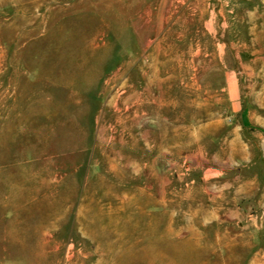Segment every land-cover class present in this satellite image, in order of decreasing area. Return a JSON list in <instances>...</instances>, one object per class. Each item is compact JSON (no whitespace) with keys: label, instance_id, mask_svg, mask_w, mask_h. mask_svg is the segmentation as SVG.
Masks as SVG:
<instances>
[{"label":"rangeland","instance_id":"rangeland-1","mask_svg":"<svg viewBox=\"0 0 264 264\" xmlns=\"http://www.w3.org/2000/svg\"><path fill=\"white\" fill-rule=\"evenodd\" d=\"M0 264H264V0H0Z\"/></svg>","mask_w":264,"mask_h":264}]
</instances>
